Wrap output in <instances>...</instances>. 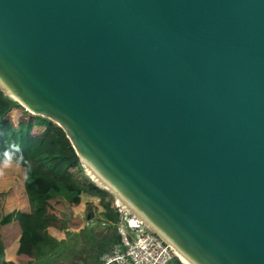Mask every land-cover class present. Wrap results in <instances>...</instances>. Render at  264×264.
I'll return each instance as SVG.
<instances>
[{"label": "water", "instance_id": "water-1", "mask_svg": "<svg viewBox=\"0 0 264 264\" xmlns=\"http://www.w3.org/2000/svg\"><path fill=\"white\" fill-rule=\"evenodd\" d=\"M0 80L199 264H264V0H0Z\"/></svg>", "mask_w": 264, "mask_h": 264}, {"label": "trees", "instance_id": "trees-1", "mask_svg": "<svg viewBox=\"0 0 264 264\" xmlns=\"http://www.w3.org/2000/svg\"><path fill=\"white\" fill-rule=\"evenodd\" d=\"M0 156V179L10 176L15 183L0 190L1 264H30L48 236L64 240L84 232L90 210L85 195L99 197L105 218L119 221L114 201L102 195L107 190L83 185L76 176L83 164L66 132L1 88Z\"/></svg>", "mask_w": 264, "mask_h": 264}, {"label": "crops", "instance_id": "crops-1", "mask_svg": "<svg viewBox=\"0 0 264 264\" xmlns=\"http://www.w3.org/2000/svg\"><path fill=\"white\" fill-rule=\"evenodd\" d=\"M93 217H86L87 229L78 234H71L64 241L50 235L48 243L37 250L36 258L30 264H102L104 256L122 248L119 221L113 223L105 218L103 210ZM175 264H181L176 262Z\"/></svg>", "mask_w": 264, "mask_h": 264}, {"label": "built area", "instance_id": "built-area-1", "mask_svg": "<svg viewBox=\"0 0 264 264\" xmlns=\"http://www.w3.org/2000/svg\"><path fill=\"white\" fill-rule=\"evenodd\" d=\"M120 214L122 248L107 253L102 264H175L177 255L167 242L143 219L122 203L115 204Z\"/></svg>", "mask_w": 264, "mask_h": 264}, {"label": "bare ground", "instance_id": "bare-ground-1", "mask_svg": "<svg viewBox=\"0 0 264 264\" xmlns=\"http://www.w3.org/2000/svg\"><path fill=\"white\" fill-rule=\"evenodd\" d=\"M0 88H4L6 90L5 92L7 93V95L11 96L12 98H16V95L13 94V92L7 86H5V84L1 82V80ZM82 160V164H84V167L91 174L94 180H96L100 185H102L107 191L115 195L120 203L127 206L129 209L130 207L133 208L136 212L142 214L145 217V215L134 204H132L131 201L116 186H114L110 182V180L95 165H93L87 158H85V156L82 157ZM147 221L149 220L147 219ZM150 223L153 227L156 228L160 236L173 249V251L180 258L183 264H199V262H197L188 252H186L183 247H181L177 242H175L172 238H170L165 232H163L152 222Z\"/></svg>", "mask_w": 264, "mask_h": 264}, {"label": "rangeland", "instance_id": "rangeland-1", "mask_svg": "<svg viewBox=\"0 0 264 264\" xmlns=\"http://www.w3.org/2000/svg\"><path fill=\"white\" fill-rule=\"evenodd\" d=\"M40 122H46V120H44L43 118H40ZM1 157V156H0ZM83 163V162H82ZM76 176L79 178L80 182L83 184V185H86V186H89L91 183L95 184V186H98L104 190H106L102 185H100L96 180V182L92 179L93 177L91 176V174L86 170V168L84 167V164L82 165L81 169L79 171L76 172ZM92 178H91V177ZM11 179L10 176H6L5 178L4 177H1L0 179V190H8L11 188V186H13L12 184H15L12 180H9ZM20 195V194H19ZM105 198L109 199V200H113L114 203L116 204V200H117V203L120 204V202L118 201L117 197L114 195H112L111 193H109L107 191V193L105 194H102ZM102 197V196H101ZM85 199L88 201V203L90 204V210H88V214L89 216L91 215V213L93 214H98V215H101L99 213V210H101L98 206V203L100 201V198L99 197H96V196H86L85 195ZM61 241H64V240H59V242ZM178 258V261L177 262H180L181 264L182 261L180 260V258L177 256ZM2 263V258L0 257V264Z\"/></svg>", "mask_w": 264, "mask_h": 264}]
</instances>
